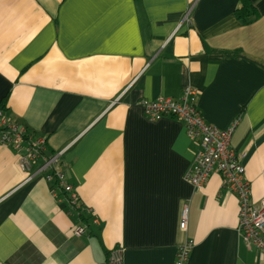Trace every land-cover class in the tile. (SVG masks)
<instances>
[{
  "label": "crops",
  "instance_id": "1",
  "mask_svg": "<svg viewBox=\"0 0 264 264\" xmlns=\"http://www.w3.org/2000/svg\"><path fill=\"white\" fill-rule=\"evenodd\" d=\"M188 87V0H0V103L28 142L60 154L82 209L42 175L26 180L0 145V264H107L114 251L122 264H175L188 240L186 264H198L184 180L194 146L181 122L139 106Z\"/></svg>",
  "mask_w": 264,
  "mask_h": 264
},
{
  "label": "built area",
  "instance_id": "2",
  "mask_svg": "<svg viewBox=\"0 0 264 264\" xmlns=\"http://www.w3.org/2000/svg\"><path fill=\"white\" fill-rule=\"evenodd\" d=\"M139 106L143 110L144 117L149 121H160L165 118L175 119L183 124L187 139L193 144V115H192V90L185 88L178 99L159 97L155 100H144ZM26 129L18 123L10 120L0 110V145L16 151L17 165L21 172L26 174V180L35 175H42L48 183H54L67 196V204L75 211H81L77 194L71 186L65 183V176L58 168V156L47 152L46 138L35 137L31 142ZM26 146L24 147V145ZM23 150V151H22ZM22 151V152H21ZM34 165L36 168L34 169ZM33 169L35 171H33ZM184 180L195 189V165L194 152L191 158L190 168L184 176ZM188 207H184L179 221L180 230L187 228ZM84 226H79L71 231V236L79 238L84 234ZM193 241H186L178 248L175 264H186ZM107 264H122L118 251L111 253Z\"/></svg>",
  "mask_w": 264,
  "mask_h": 264
},
{
  "label": "water",
  "instance_id": "3",
  "mask_svg": "<svg viewBox=\"0 0 264 264\" xmlns=\"http://www.w3.org/2000/svg\"><path fill=\"white\" fill-rule=\"evenodd\" d=\"M93 252L97 260H100L101 258V251L99 250V247L97 244H93Z\"/></svg>",
  "mask_w": 264,
  "mask_h": 264
},
{
  "label": "trees",
  "instance_id": "4",
  "mask_svg": "<svg viewBox=\"0 0 264 264\" xmlns=\"http://www.w3.org/2000/svg\"><path fill=\"white\" fill-rule=\"evenodd\" d=\"M4 107H5V100L3 99V101L0 103V110L2 111V112H5L4 110Z\"/></svg>",
  "mask_w": 264,
  "mask_h": 264
}]
</instances>
